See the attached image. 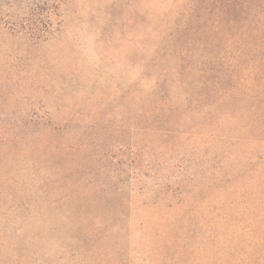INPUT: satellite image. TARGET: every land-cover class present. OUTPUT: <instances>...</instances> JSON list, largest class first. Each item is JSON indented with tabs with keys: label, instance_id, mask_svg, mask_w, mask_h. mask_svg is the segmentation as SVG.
I'll return each mask as SVG.
<instances>
[{
	"label": "rangeland",
	"instance_id": "374dc122",
	"mask_svg": "<svg viewBox=\"0 0 264 264\" xmlns=\"http://www.w3.org/2000/svg\"><path fill=\"white\" fill-rule=\"evenodd\" d=\"M47 1L0 0V260L264 264V128L148 66L194 0Z\"/></svg>",
	"mask_w": 264,
	"mask_h": 264
},
{
	"label": "trees",
	"instance_id": "16d2710c",
	"mask_svg": "<svg viewBox=\"0 0 264 264\" xmlns=\"http://www.w3.org/2000/svg\"><path fill=\"white\" fill-rule=\"evenodd\" d=\"M44 4L48 6L49 1L44 0ZM27 7L18 16L13 30L39 35L48 24V9L40 13ZM185 13L183 28L192 20L204 22L205 28L200 33L195 30V35L200 36L182 41L169 39L161 56L149 60V68L155 69L154 85L172 84L173 76H178L180 82L196 91L197 104L209 100L215 109L241 104L242 110L248 107L252 111L248 124L254 129L264 128V112L260 109L264 102V36L259 34L264 24V0H194ZM208 46L209 53L203 52ZM194 47L200 51L197 53ZM160 94L161 105L166 104L169 91L164 89ZM18 214L14 212L12 216L17 218ZM37 214L43 215L28 213L23 220ZM2 220L12 221L6 214H0ZM0 264L8 263L0 260Z\"/></svg>",
	"mask_w": 264,
	"mask_h": 264
}]
</instances>
